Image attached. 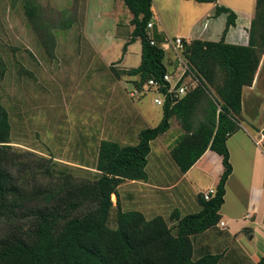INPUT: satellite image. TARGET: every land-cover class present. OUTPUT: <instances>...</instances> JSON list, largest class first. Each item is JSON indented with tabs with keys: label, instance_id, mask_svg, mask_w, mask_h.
<instances>
[{
	"label": "trees",
	"instance_id": "obj_1",
	"mask_svg": "<svg viewBox=\"0 0 264 264\" xmlns=\"http://www.w3.org/2000/svg\"><path fill=\"white\" fill-rule=\"evenodd\" d=\"M11 1L13 6L16 0ZM18 1L33 29L42 31L37 25L38 6L33 0ZM121 1L132 26L123 53L127 45L139 39L140 61L136 68L112 71L116 76L135 77L133 84L139 91L149 81L156 82L163 101L161 120L155 127L140 130L135 145L100 141L91 179H76L68 172L54 176L47 167L44 174L55 182L36 187L27 179L28 174L35 177L32 171L36 165L9 145L10 121L0 103V220L5 226L0 235V264H222L217 254L194 253L193 238L220 221L224 185L232 171L226 141L240 130L242 91L252 85L264 56V0L255 1L246 46L224 42L236 16L227 8L217 7V15L227 14L221 39L182 41V50H173L174 66L164 63L161 47L171 39L166 41L152 30L153 26L147 29L152 22V0ZM44 27L46 39L42 45L52 57L55 43L48 27ZM179 66L184 71L175 89L183 86L186 91L183 95L167 94L168 85L162 77L166 73L173 76ZM5 73L0 56V83ZM172 118L182 134L169 155L180 173H186L207 150L221 157L223 172L215 194L207 201L199 196L198 213L181 217L173 212L171 225L162 216L147 220L139 212L125 213L116 201L117 226L108 232L111 198L117 197L118 187L125 182L146 181L150 144L170 129ZM257 264H264V257Z\"/></svg>",
	"mask_w": 264,
	"mask_h": 264
},
{
	"label": "rangeland",
	"instance_id": "obj_2",
	"mask_svg": "<svg viewBox=\"0 0 264 264\" xmlns=\"http://www.w3.org/2000/svg\"><path fill=\"white\" fill-rule=\"evenodd\" d=\"M33 2L40 10L37 25L42 31L33 29L21 1L12 6L11 0H0V56L6 67L0 103L10 121L9 145L36 165L32 171L35 177H27L31 185L55 182L44 174L47 167L54 176L68 172L76 179H91L100 141L135 145L140 130L155 127L161 120V107L154 103L157 95L144 91L143 85L141 95L131 96L136 78L116 76L112 71L139 65L140 41L127 45L123 53L132 28L121 0ZM44 26L55 43L52 57L42 45ZM161 47L164 63L169 60L174 66L175 55L169 45ZM170 124V129L151 143L152 153L147 159V172L158 181L156 184L161 180L157 177L160 167L169 176L176 173L169 152L182 130L175 118ZM154 190L126 183L119 187L117 197L111 198L113 207L106 230L116 229V201L125 213L139 212L148 220L163 216L171 225L166 209H159V203L156 209L146 203L147 196L156 199L152 198ZM4 230L0 220V235Z\"/></svg>",
	"mask_w": 264,
	"mask_h": 264
},
{
	"label": "crops",
	"instance_id": "obj_3",
	"mask_svg": "<svg viewBox=\"0 0 264 264\" xmlns=\"http://www.w3.org/2000/svg\"><path fill=\"white\" fill-rule=\"evenodd\" d=\"M255 1L152 0V30L166 41L180 38L185 42H218L227 14L217 15L216 9L223 7L236 16L235 25L229 27L224 42L246 46ZM167 45L173 52V47ZM240 119V130L226 141L232 171L225 182L223 204L218 212L219 222L224 226L220 227L218 223L193 238L194 253L217 254L222 264H257L264 257V56L252 85L242 91ZM150 148L147 159L152 153L151 144ZM148 166L147 161L145 182L125 183L155 189L152 198L156 199L147 196L146 203L154 209H166L167 218L173 212H178L181 217L198 213L201 210L199 196L215 189L223 172L221 157L210 150L184 174L175 164L172 171L177 174L173 176L160 167L158 184L147 172Z\"/></svg>",
	"mask_w": 264,
	"mask_h": 264
},
{
	"label": "built area",
	"instance_id": "obj_4",
	"mask_svg": "<svg viewBox=\"0 0 264 264\" xmlns=\"http://www.w3.org/2000/svg\"><path fill=\"white\" fill-rule=\"evenodd\" d=\"M147 29H152V23H148L147 25ZM170 45L173 47V50L175 52H179L182 50V47H183V43H182V40L180 38H174V39H171V41L169 42ZM150 44L153 45V41H150ZM180 62V60H179ZM181 69V66H179V68H177V71ZM183 74V71L178 73V74H175L173 76H171L169 73H166L163 75L162 77V80L167 83L168 85V88L166 90V93L167 94H178V95H183L186 91V88L181 86L178 88V90H176L175 86L178 84V82L180 81L181 79V76ZM158 84L154 81H149L147 83V85L144 86V91H147V90H151L153 91L156 95H157V98L154 99V103L157 105V106H161L162 105V98L160 97L159 93H158ZM141 92L142 91H139L137 88H133L132 90V93H131V96H134V95H141ZM215 194V189L211 188L209 190H207L205 193L202 194V198L207 201L209 200L213 195ZM220 227H223L224 224L223 223H219Z\"/></svg>",
	"mask_w": 264,
	"mask_h": 264
},
{
	"label": "clouds",
	"instance_id": "obj_5",
	"mask_svg": "<svg viewBox=\"0 0 264 264\" xmlns=\"http://www.w3.org/2000/svg\"><path fill=\"white\" fill-rule=\"evenodd\" d=\"M220 223V222H219ZM220 226V225H219Z\"/></svg>",
	"mask_w": 264,
	"mask_h": 264
}]
</instances>
